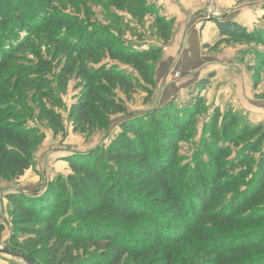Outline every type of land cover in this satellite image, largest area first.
Instances as JSON below:
<instances>
[{"label":"trees","instance_id":"16d2710c","mask_svg":"<svg viewBox=\"0 0 264 264\" xmlns=\"http://www.w3.org/2000/svg\"><path fill=\"white\" fill-rule=\"evenodd\" d=\"M53 2L0 0V184L16 182L31 169L40 139L15 112L13 101L25 106V98L10 91L6 67L27 44L30 32L55 23L79 26L73 17L51 14ZM158 24L165 26L167 40L165 21L159 19ZM216 24L230 41L264 46L263 31L251 32L233 21ZM71 34L65 40L58 30L49 36L51 46L78 56L75 66L59 74L63 83L74 75L84 81V99L73 106L71 117L76 123L108 128L113 115H123L118 119L121 131L109 145L67 157L72 173L44 194H9L15 229L45 224L47 231L75 245L95 248L98 253L87 264H119L126 255L146 258L152 253L163 256L161 264H175L182 244L209 256V264H264V228L258 226L264 222V129L245 127L235 135V117L219 116L201 139L192 163L182 164L181 142L189 137L203 104L192 116V105L181 111L173 103L144 115H128L125 104L115 101L114 88L129 94L136 87L133 79L103 64L99 51L104 47L112 60L131 64L144 83L154 86L148 61L158 57L160 49H116L101 32ZM47 62L41 59L36 67L23 69L36 75L21 80L23 85H48ZM46 114L59 131V118L53 111ZM227 144L238 148L233 159ZM4 229L0 225V241Z\"/></svg>","mask_w":264,"mask_h":264},{"label":"rangeland","instance_id":"374dc122","mask_svg":"<svg viewBox=\"0 0 264 264\" xmlns=\"http://www.w3.org/2000/svg\"><path fill=\"white\" fill-rule=\"evenodd\" d=\"M50 10L51 14L75 18L79 26L55 23L30 32L27 44L6 67L10 91L25 98V106L13 101L15 112L39 132L40 139L31 169L16 182L0 184V225L5 227L0 247L24 253L40 264H87V259L98 253L95 248L88 251L83 245H75L63 236L47 231L45 224L32 223L23 231L16 230L15 207L8 200L9 194L19 191L44 194L50 186L61 178L66 180L72 173L65 161L67 157L109 145L121 131L118 119L124 116L119 114L110 118L113 124L109 129L74 121L76 117H71V111L76 102L84 99V87L81 86L84 81L74 75L63 83L59 74L72 64L75 66L79 62L78 56L65 47L51 46L49 36L58 30L65 40L73 32L88 30L101 32L107 44L116 49H160L159 56L148 61L154 86L144 83L131 64L112 60L104 47L99 51L104 54L103 64L115 67L133 79L136 87L129 94H124L118 86L114 88L115 101L125 104L128 115H144L173 103L181 111L192 105L188 111L192 116L198 104H203L189 137L180 146V163L190 164L194 153L200 150L201 139L207 136L206 132L219 116L221 119L235 117V135L245 127L264 129V46L230 41L220 34L216 24L217 20L233 21L248 31L264 32V0H121L114 3L108 0H54ZM159 19L167 26V40L165 26L158 24ZM40 58L48 61L49 84L40 88L23 85L26 80L36 78L33 72L29 74L23 69L36 67ZM47 111H53L59 118V131L56 132ZM226 146L232 150V159L235 158L238 148L231 144ZM258 157L254 156L255 159ZM258 226L264 228V222ZM192 249L188 251L182 244L176 252L175 264H209V256ZM137 256L126 255L119 264L165 263L159 260L163 256L156 253L146 258ZM0 264L26 263L0 256Z\"/></svg>","mask_w":264,"mask_h":264},{"label":"water","instance_id":"95a60500","mask_svg":"<svg viewBox=\"0 0 264 264\" xmlns=\"http://www.w3.org/2000/svg\"><path fill=\"white\" fill-rule=\"evenodd\" d=\"M0 256H6V257H9V258H12L16 261H22L26 264H34V262L29 259L28 257H25L23 254L21 253H16L14 251H11L9 250L8 248H3V247H0Z\"/></svg>","mask_w":264,"mask_h":264}]
</instances>
